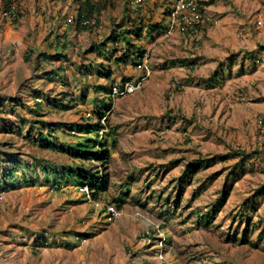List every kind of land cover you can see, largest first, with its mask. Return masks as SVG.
Returning <instances> with one entry per match:
<instances>
[{
	"label": "rangeland",
	"instance_id": "374dc122",
	"mask_svg": "<svg viewBox=\"0 0 264 264\" xmlns=\"http://www.w3.org/2000/svg\"><path fill=\"white\" fill-rule=\"evenodd\" d=\"M90 1L98 6V15L88 24L91 31L80 32L67 21L75 17L73 0H12L20 14L15 24L4 15L0 0V97L17 98L32 108L33 91H40L51 98L75 99L76 104L65 111L44 105L37 114L21 106L16 112L0 109V151L18 153L37 167L38 160L62 171L83 167L107 181L106 191L96 199L90 196L98 207L77 194L70 178L59 190L51 180L43 182L39 168L32 186L1 194L0 264H264V190L256 193L264 186V162L252 160L253 166L247 163L242 175L233 168L236 160L189 168V174H183L197 159L236 150L264 153V52L254 68L245 62L242 76L235 74L239 60L231 64V79L213 89L186 86L182 70L160 71L166 60L195 53L217 59L202 60L197 67L195 76L207 78L231 54L264 46V0H229L228 5L219 1V10L227 7L220 12L224 22L218 21V12H209L212 18L206 15L200 24L210 41L201 43V33L180 39L172 29L149 45L144 42L152 74L136 93L112 98L106 116L111 136H104L102 148L95 146L106 149V163L74 160L22 138L26 132L36 138L37 130L46 131L43 123L57 129V124L89 118L92 99H102L94 87H108L109 81L93 69L85 74L84 67L111 65L117 82L119 71L130 77L134 67L118 71L113 62L86 51L118 30L116 25L125 17L132 24L140 15L154 22L168 4L146 0L136 7L134 0ZM215 48L219 54L210 55ZM55 49L69 61L43 62L39 57ZM58 68L64 83L41 78L43 71ZM81 91L88 97L83 102ZM104 98L107 102L110 97ZM56 134L55 142L65 144L86 137L58 130ZM224 187L229 192L222 202ZM106 206L117 214L112 216ZM212 210V224L203 226L196 215ZM43 236L53 245L35 246V239L41 242Z\"/></svg>",
	"mask_w": 264,
	"mask_h": 264
},
{
	"label": "trees",
	"instance_id": "16d2710c",
	"mask_svg": "<svg viewBox=\"0 0 264 264\" xmlns=\"http://www.w3.org/2000/svg\"><path fill=\"white\" fill-rule=\"evenodd\" d=\"M74 2H77V6H75L74 9L76 12L75 17L73 19H69L71 26H74L75 23L77 30H79L80 32L91 31L88 24L92 19L97 17L98 6L93 4L90 0H74ZM12 3V0H3V12L4 15L8 18H11V21L15 24L19 20L20 14L19 11L15 7H13ZM169 12H166L165 14L167 15L169 14ZM132 22L134 21L130 20L128 17H125L123 21H120V23L116 25V29H118L117 31H112L111 34L103 42L92 45L86 52H97V55L99 57L107 60L113 59L112 61L115 64L130 63L136 65L138 62H141V60L144 58L145 50L133 44V42L140 41L146 35L151 37L154 32H157L158 34L160 32L166 34L169 27L167 29L165 28V31H160V27H158V25H147L145 28V26L142 24L136 25L135 23L132 24ZM128 24H131L130 27L124 29L123 27H125L126 25L128 26ZM199 31H201V26L196 25L194 27V30H188L186 31V33L193 35L194 33L196 34ZM63 37L64 36L61 37L62 40ZM107 44H111V47H107ZM115 44H118L117 46H121V48L116 47ZM62 46L63 49L67 47L66 44H63ZM261 52H264V46L258 45L255 51L243 53L237 52L231 54L227 59L228 63H219V67L217 68L218 70L213 72L207 78L199 79L195 85L204 87L206 89H213L216 85L224 84L226 80L231 79L232 77L231 64H235L236 62H238V60V69L235 74L237 76L244 75L245 64L248 63L252 66V68H254L256 66L255 64H257L256 62L259 63V59L256 58H260L259 55ZM28 56V54L24 56V60L26 62L29 61ZM39 57L43 58V62H54L61 60H64L65 62L69 61L66 54L61 53V51L59 50L55 51V53L53 54L42 53L39 55ZM171 64H178L181 67L190 66L191 69L194 67L193 63L187 64V61H175ZM91 66L100 78H103L105 81H109V86L107 87L105 85H99L94 87V93L100 94L102 96V99H97V96L92 99L91 103L93 107L90 117L85 118L84 120L82 119L81 123L79 124H57V129H55L54 127H50V125L47 123H43V128L46 131L37 130L36 138L31 137L26 132V134L22 138L42 150L63 154L74 160L87 162L91 160H97L101 163H106L108 161L109 156L106 149L96 150L95 146H97L96 144H98L102 148L104 146V142L101 141L103 138H105L104 136H111L108 131L109 125L107 124L106 116L110 111V102L112 100L110 96V84L115 81L112 82V73L108 69H104L102 65L91 64ZM100 66L101 69H98ZM84 68H86L85 73H90L88 66ZM60 71L62 72L63 70L61 68H58L57 70L43 71L40 76L41 78H45L50 82L57 80V82L64 83L65 77L60 73ZM124 81H126V79H122L120 83H124ZM176 87L178 86H175V88ZM33 94L34 101L32 108L25 105L21 100L17 98L11 99L7 97H0V109H9L10 112H16V106H21L25 108L26 111L37 114L42 112L44 105L48 107L47 109H49V107H53L58 110L64 111L73 109L76 105L73 104L75 99L66 100L65 97H63L62 99L51 98L48 95L41 93L40 91H33ZM104 95H108L110 97L109 101H105ZM79 97V100L82 102L88 98L85 95V91H81ZM15 103H17V105H15ZM182 120H184V118H182ZM188 122L190 123V121ZM57 130L60 133L67 134L68 136L75 135V133H80L86 137H82V141L76 143H56L55 140H57ZM100 132L102 133L101 135ZM89 136L93 137L88 138ZM228 160H236V164L233 168L240 169L242 175L244 173L246 164L249 162H251V165L253 164L252 160H262L264 162V153L257 149L248 153L243 150H236L230 151L225 155H215L206 159H197L194 161V164L191 165L193 167L187 165V169L183 174H189L187 173V171L189 172V168H193V171L201 168L204 169L212 166L217 162H226ZM38 162L40 163V166L37 167L35 163L23 161L21 157L18 156V153H8L0 151V195L10 190H15L23 185L32 186L34 182L37 181V173L35 170L36 168H39L42 175L44 176L43 182L47 183L49 182V180H51L50 182H52L53 188H55L56 190L60 189L62 183H68V178H70L73 182V185L75 186H88L93 199L97 198V193L106 191L107 181L104 175H97V173L85 171L83 167H67V169L62 171L57 168L55 169L50 163H47L44 160H38ZM32 173L34 174L33 177L30 176V174ZM233 173L234 171L230 172L229 174L231 175ZM262 190H264V186H261L259 190L256 191V193ZM228 192V189L224 187L221 192L222 202L227 198ZM173 205V209H177L178 201L175 200L173 202ZM214 214V210H212V212H206L198 214L196 216L199 221L204 222L203 226H210L213 222ZM42 238L43 240H41V242L38 240V238L35 239V246L50 247L51 245H53V243H48L46 239H44V236Z\"/></svg>",
	"mask_w": 264,
	"mask_h": 264
},
{
	"label": "crops",
	"instance_id": "0c3cea01",
	"mask_svg": "<svg viewBox=\"0 0 264 264\" xmlns=\"http://www.w3.org/2000/svg\"><path fill=\"white\" fill-rule=\"evenodd\" d=\"M74 1V0H73ZM164 1H167V3L168 4H166L165 5V7L163 8V12H161L160 14H158L157 15V19H155L154 20V22H147L148 20H145L146 19V17L143 15V16H139V17H133L134 18V20H136L135 21V24L136 25H144L145 26V28H146V26L147 25H158V27H160V31H165L168 27H169V14H165L166 12H169V10L172 8V6L176 3V1L177 0H164ZM219 1H221V0H200V2H201V6H202V10H203V12H204V14L205 15H209V12L211 13V12H218L219 13V19H218V21L219 22H224L223 21V19H222V17H220L221 16V11H224V9H226L227 7H221V8H223V9H218V8H220L219 6H220V4H221V2H219ZM228 1L229 0H225V2L227 3V5L229 4L228 3ZM75 3V2H74ZM220 3V4H219ZM223 5V4H222ZM218 7V8H217ZM229 7V6H228ZM156 11H158V10H156ZM209 16H211V15H209ZM211 18H212V16H211ZM69 19H71V18H68V24H69V26H71V23L69 22ZM130 27V25H126L125 27H124V29H127V28H129ZM166 28V29H165ZM202 30H204V29H201V31H199L198 33H201V34H199L198 36H197V38H202L203 37V39H202V42L201 43H203V41L204 42H206V41H210L211 40V36H210V33L209 32H202ZM117 31V30H116ZM173 31L175 32V34H174V36L176 35V36H180V39H183V37H185V36H187V37H189L190 36V34H187L186 32L185 33H183V32H181L179 29H176V28H174L173 29ZM177 33V34H176ZM110 35V34H109ZM108 35V36H109ZM162 35H164V33H157V32H154V34H152V36L150 37V36H144L140 41H134L133 42V44H135V45H137V46H139V47H141V49H143V50H145V44H144V42H146L148 45L149 44H151L152 42V40H157V39H159L160 38V36H161V38H162ZM107 36V37H108ZM183 36V37H182ZM106 37V38H107ZM205 37H207V39H205ZM64 38H66L65 36L63 37V41L62 42H66V41H64ZM105 38V39H106ZM157 38V39H156ZM191 38V37H190ZM60 39H58L57 40V42L59 41ZM149 40V41H148ZM56 42V43H57ZM60 44V43H59ZM95 43H93L92 45H94ZM144 44V45H143ZM61 45V44H60ZM91 45V46H92ZM107 47H111V44H107ZM119 48H121V46H118ZM90 48V47H89ZM58 49H55V51H57ZM244 51H242L241 53H243ZM245 52H250V51H245ZM47 54V53H46ZM94 54H96L97 55V52L96 53H94ZM121 54V53H120ZM219 54V50L218 49H214V52L212 53V54H210V55H213V56H217ZM209 55V56H210ZM197 55H195V53L194 54H192V55H190V56H186V57H178V58H172V59H168V60H166L163 64H162V66H161V70L160 71H169V70H171V69H179V70H182V72L184 73V81L186 82V86H190V85H195L196 84V82L199 80V79H204V78H201V77H197V76H195V71H196V69H197V67H199L201 64H202V60H208V59H211V60H217V59H215L214 57L213 58H206V57H203V56H199V57H196ZM97 57H98V60H106L107 62H110V63H112L113 61V59H109V60H107V59H104V58H102V57H99L98 55H97ZM144 57H145V55H144ZM230 57V56H229ZM227 59H228V57H227ZM227 59H226V62H227ZM62 61V60H61ZM175 61H187V64H194V67L191 69L190 68V66H184V67H181V66H179L178 64H171L172 62H175ZM222 62H224V61H222ZM114 63V62H113ZM146 58L144 59H142L141 60V62H138L136 65H133V64H130V63H128V64H123V63H120V64H115L114 63V65L116 66V70H118L119 71V69L121 68V66H126V67H129V65H132L133 67H134V71H131V73H132V76H130V77H127V76H124V75H122L121 74V72L119 71V79H120V81H122V79H126V81H124V82H130V83H134L135 81H137L140 77H142L143 76V74H144V68H146V69H149L148 67H147V65H146ZM220 63H221V61H220ZM256 63H258V62H256ZM98 65H102L101 63L99 64V63H97ZM90 66H91V64H90ZM89 66V71L91 72V70L90 69H92V66L90 67ZM87 67V66H86ZM102 67H104V69H108L111 73H112V75H114V70L112 69V67H111V65H109V67H105L104 65H102ZM131 67V66H130ZM86 69V68H85ZM98 69H101V66L98 68ZM131 70V69H130ZM135 70H138L137 72L135 71ZM150 71H151V74H152V70L151 69H149ZM94 71V70H93ZM95 72V71H94ZM87 74H89V72H86ZM85 73V74H86ZM96 73V72H95ZM97 74V73H96ZM133 74H135V75H133ZM112 75H111V78H112ZM114 77V76H113ZM112 81H116V79H114V78H112ZM119 81V82H120ZM111 85V84H110Z\"/></svg>",
	"mask_w": 264,
	"mask_h": 264
},
{
	"label": "built area",
	"instance_id": "2783aa9c",
	"mask_svg": "<svg viewBox=\"0 0 264 264\" xmlns=\"http://www.w3.org/2000/svg\"><path fill=\"white\" fill-rule=\"evenodd\" d=\"M145 1L146 0H134L133 5L140 7ZM204 18L207 19L202 10L200 0H177L169 12V29L166 35H169L171 30L174 28L179 29L183 33L188 30H194V27L196 25H200ZM117 45L118 44H115L116 47H118ZM150 74L151 71L144 68L143 76L134 83H120L117 81L113 82L110 85L111 98H123L136 93L144 86V83L150 77ZM101 134L102 133L100 132V135ZM76 190L78 194L87 199V202H92L96 207L99 206L98 203L91 200L89 190L86 185L79 186L76 188ZM106 211H109L112 216L117 214L113 207L110 206H106Z\"/></svg>",
	"mask_w": 264,
	"mask_h": 264
},
{
	"label": "clouds",
	"instance_id": "9594fccd",
	"mask_svg": "<svg viewBox=\"0 0 264 264\" xmlns=\"http://www.w3.org/2000/svg\"><path fill=\"white\" fill-rule=\"evenodd\" d=\"M80 186H82V185H80ZM83 186H84V185H83ZM77 187H79V186H75L74 189L76 190ZM87 187H88V186H87ZM88 190H89V188H88ZM76 191H77V190H76ZM77 194H78V193H77ZM89 194H90V191H89ZM79 195H80V194H79ZM81 196H82V195H81ZM90 196H91V194H90ZM91 200H92V199H91ZM92 201L95 202L94 200H92Z\"/></svg>",
	"mask_w": 264,
	"mask_h": 264
}]
</instances>
